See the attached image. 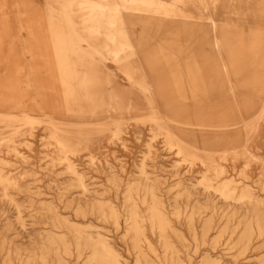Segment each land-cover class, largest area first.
I'll return each instance as SVG.
<instances>
[{"label":"bare ground","instance_id":"6f19581e","mask_svg":"<svg viewBox=\"0 0 264 264\" xmlns=\"http://www.w3.org/2000/svg\"><path fill=\"white\" fill-rule=\"evenodd\" d=\"M46 1L0 23V264H264V0Z\"/></svg>","mask_w":264,"mask_h":264},{"label":"rangeland","instance_id":"374dc122","mask_svg":"<svg viewBox=\"0 0 264 264\" xmlns=\"http://www.w3.org/2000/svg\"><path fill=\"white\" fill-rule=\"evenodd\" d=\"M28 4L31 7L25 8L23 5H18V8L16 10L19 13L17 15L12 14V11L7 10V9L1 11L0 23L5 20V14H9V16H8L9 24L5 25L8 27H5V26L1 27V29L4 30L1 38H4L6 40L13 39V38L22 39V37L28 38L29 36L32 35L29 31L30 30L29 26H31V28H34V25H31V24L27 25V23L29 22L30 18H33L34 20L39 21L40 20L39 16L41 17V15H42L44 17L47 15V13H48V12H46L47 1L46 0H34V2H29ZM20 14H22V15H20ZM35 28L39 32L38 35L42 34V32H41L42 30L39 26L35 25ZM22 44L23 43L20 40L14 41L13 44H11L9 42H0V45L4 46V48L0 49V53L4 54L5 52H10L13 50L15 52H18V53L25 52L26 50L28 52L31 50L38 51V48H34L35 46H33V44H32V46L29 45L27 47H24ZM48 57H50V56H48ZM130 140H132V139L130 138Z\"/></svg>","mask_w":264,"mask_h":264}]
</instances>
